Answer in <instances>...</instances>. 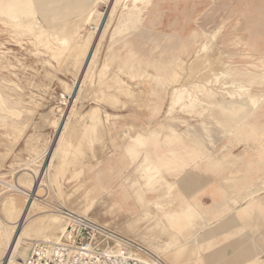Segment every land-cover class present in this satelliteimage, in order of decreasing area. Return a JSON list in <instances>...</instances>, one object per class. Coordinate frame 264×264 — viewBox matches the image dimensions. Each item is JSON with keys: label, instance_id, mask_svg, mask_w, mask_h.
Instances as JSON below:
<instances>
[{"label": "rangeland", "instance_id": "1", "mask_svg": "<svg viewBox=\"0 0 264 264\" xmlns=\"http://www.w3.org/2000/svg\"><path fill=\"white\" fill-rule=\"evenodd\" d=\"M72 1L0 0V181L4 183L0 208L4 210L2 203L12 195L18 199L17 205L24 207L26 200L6 186L18 185L25 180V169L36 168L38 182L32 194L45 204L44 209L36 210L62 206L78 214L89 206L85 218L105 227L111 237L116 234L131 240L159 264H264V166L254 164L264 156V85L243 89L258 102L243 110L234 105L236 116L216 107L234 100L208 91L238 93L235 87L222 86L232 79L227 74L221 76L228 70L260 73L264 0H148L147 6L133 0ZM78 18H83L79 19L82 24ZM71 22L79 26V37L103 38L95 48L98 55L94 53L92 79H86L78 95L67 98L66 88L73 87L77 72L68 60L71 45L62 44L69 30L75 31ZM63 25H68V30ZM37 31L45 36L56 33L61 43L53 37L37 38ZM56 46L64 49L60 58ZM214 56L220 57L219 64ZM187 90L195 92L201 102L189 103ZM99 92L106 95L101 97ZM91 108H98L100 120L85 126L95 131L84 129L94 137L92 143L84 145L83 155L75 157L74 152L67 158L71 161H62L67 162L64 173L58 172L64 167L57 168L61 164L58 156L50 159L46 171L48 155L43 153L56 133L53 122L72 110L70 125L79 128L77 121ZM144 137L147 141L138 156L137 138ZM127 145H134L132 156ZM146 156L158 170L155 180H160L154 192L144 185L146 178L150 179L143 161ZM234 156L240 158L234 160ZM247 161L253 165L247 168ZM194 177L199 180L190 181ZM128 181L129 186H136L134 191L127 189ZM165 182L173 185V197L180 194L190 203H198L199 215L194 220H188L192 216L186 210H170ZM185 184L193 188L185 191ZM138 187L154 205L137 202L144 197L135 189ZM249 188L255 192L256 202L239 210L246 204L241 197ZM167 214L172 221L167 222ZM39 225H43L41 221ZM64 225L65 221L58 225L59 237ZM106 240L108 245L113 243ZM32 241L24 240L20 250Z\"/></svg>", "mask_w": 264, "mask_h": 264}, {"label": "bare ground", "instance_id": "2", "mask_svg": "<svg viewBox=\"0 0 264 264\" xmlns=\"http://www.w3.org/2000/svg\"><path fill=\"white\" fill-rule=\"evenodd\" d=\"M2 1V0H1ZM25 1V0H24ZM56 1V0H55ZM79 1V0H77ZM89 1V0H88ZM111 1V0H110ZM140 2V3H144L146 6H147V3H148V0H133L134 3L136 2ZM71 2L73 3V1L71 0ZM82 2V1H81ZM114 3V0L112 1ZM121 2V1H120ZM137 2V3H138ZM43 3V1L41 2ZM80 3V2H79ZM87 3V1H86ZM117 3V1L115 2V4ZM119 3V2H118ZM64 4V3H62ZM77 4V3H76ZM112 4V3H111ZM39 5V3H38ZM57 5V4H56ZM88 5V4H87ZM118 5V4H117ZM73 6V5H72ZM133 6V5H132ZM56 7V6H55ZM64 7V6H62ZM113 7V5H112ZM21 9V8H20ZM52 9V8H51ZM54 9V8H53ZM71 9V8H70ZM131 9V8H130ZM47 10V9H45ZM114 10V9H113ZM125 10V9H124ZM141 10V9H140ZM79 11V10H78ZM129 11V10H128ZM192 11V10H191ZM65 12V11H64ZM89 12V11H88ZM63 13V12H62ZM93 13V12H92ZM112 13V11L110 12ZM190 13V11H189ZM188 13V14H189ZM75 14V13H74ZM77 14V13H76ZM52 15V14H50ZM86 15V13H85ZM84 15V16H85ZM94 15V13L92 14ZM91 15V17H92ZM112 15H114L112 13ZM82 16L84 19L85 17ZM88 16L90 15H87V18ZM111 16V15H110ZM193 16V15H192ZM90 17V18H91ZM241 17V16H240ZM46 18V17H45ZM48 18H50L48 16ZM83 18H78L77 20L81 19L82 21ZM107 18V17H105ZM191 18V17H190ZM193 18V17H192ZM112 19V18H111ZM79 20L78 23L82 24V21ZM87 20V19H85ZM90 20V19H89ZM88 20V21H89ZM92 20V19H91ZM96 21L98 19H95ZM94 20V21H95ZM93 21V23H94ZM50 22V21H49ZM99 22V21H98ZM28 23V22H27ZM48 23V22H47ZM74 24L75 28L74 27H71L72 29H75V31H70L69 35L66 34V36H68L67 38L63 39L62 41V44L66 43V46H69V44L71 45L70 46V50L68 51L67 48L65 49V51L67 50V52H69V55H68V60L72 62V64L76 67L77 69V72L75 74V82L73 84V87L71 86L70 89H67L66 88V92H69V96H66L67 98H74V96L77 95L83 90L82 87L86 84V79H88L90 77V72L92 73V67H95L93 66V57H94V53L96 54V51H95V48L96 46L98 45V40H100L101 38H103V36L101 38H98L95 37L93 38L92 35H88L86 37H79L77 35V31L79 29L80 31V28L79 26L77 25V23L75 22H71ZM90 23V22H89ZM96 23V22H95ZM49 24V23H48ZM79 24V25H80ZM24 25V24H23ZM77 25V26H76ZM99 25V24H97ZM22 26V25H21ZM35 26H36V23H35ZM34 25L32 26L33 28L35 27ZM68 25H63L62 27H64L66 30H68V28L66 27ZM20 27V26H19ZM70 27V26H69ZM77 27V28H76ZM32 28V29H33ZM61 28V27H60ZM186 28V27H185ZM221 28V27H220ZM57 29V28H56ZM58 31H63V30H58ZM68 31V32H69ZM32 32V31H30ZM34 32V31H33ZM42 32V31H41ZM39 32L38 31L35 33L39 38V35H42V38L45 36V33L44 32ZM62 33V32H60ZM105 33V32H104ZM31 35V34H30ZM35 35V36H36ZM55 35H57L56 33H50L48 35H46L48 38H52L53 37V40L55 39L56 41L58 40V43H61L59 42L61 38L57 39L56 37L59 35H57L55 37ZM45 36V38H46ZM63 36V35H61ZM81 36V35H80ZM55 37V38H54ZM64 37V36H63ZM33 38V36H32ZM41 38V37H40ZM213 38V37H212ZM35 39V38H34ZM82 39V40H81ZM65 40V41H64ZM101 41V40H100ZM99 41V42H100ZM231 43V42H230ZM56 45V44H55ZM60 45V44H59ZM58 45V46H59ZM212 45V44H211ZM52 46V45H51ZM57 47V46H56ZM63 47V46H62ZM98 47V46H97ZM59 48V47H57ZM56 49V55H57V58H60V56L62 55L64 49L62 48H59V50ZM99 48V47H98ZM61 49V50H60ZM205 49V48H204ZM53 51V50H52ZM221 51V50H220ZM219 51V52H220ZM50 52V51H49ZM98 52V50H97ZM250 53V52H249ZM66 54V53H65ZM216 54V53H215ZM246 54V53H245ZM98 55V54H96ZM263 55V54H262ZM255 56V55H254ZM264 56V55H263ZM215 57V56H214ZM222 57V56H221ZM229 57V56H228ZM223 58V57H222ZM254 58V57H253ZM214 59H217L215 60V62L217 64L220 63V61H218L220 59V57H215ZM214 59H211L209 58V61L212 63L214 62ZM56 62V60H54ZM68 61V62H69ZM255 61V60H254ZM70 62V63H71ZM96 62V61H95ZM259 62V61H257ZM181 65V64H180ZM204 65V64H203ZM209 65V64H207ZM223 65V64H222ZM186 66V65H185ZM213 66V65H212ZM102 67V66H101ZM228 67H230L228 65ZM260 71V73H251V72H242V71H233V70H228V71H224L225 73L224 74H221L222 75H229L230 78L232 77V79H230L228 82L224 83L222 86H225V85H229V87L233 88L235 87L234 89H237L239 90L240 92L243 91V89L245 87H251L252 85H264V62L262 63L261 66L257 67ZM103 69V68H102ZM94 70V69H93ZM104 70V69H103ZM206 70V69H205ZM207 71V70H206ZM192 72V71H191ZM202 72V71H201ZM214 73V72H213ZM93 74V73H92ZM101 74V73H100ZM103 74V72H102ZM179 75V74H178ZM220 75V74H219ZM101 76V75H100ZM114 77V76H113ZM112 77V78H113ZM212 77V76H211ZM91 78V77H90ZM100 80H101V77H99ZM92 79V78H91ZM106 80V79H105ZM118 80V79H117ZM208 80V79H207ZM243 81V82H242ZM102 82H104L102 80ZM100 82V83H102ZM117 82V81H116ZM206 82V81H205ZM244 82L247 83V85H244ZM113 84V83H112ZM111 84V85H112ZM116 84V83H115ZM123 84V83H122ZM200 84H203V83H200ZM103 85V84H102ZM105 85V84H104ZM108 85V84H107ZM120 85V84H119ZM203 85H206V84H203ZM99 87V86H98ZM104 87V86H103ZM110 87V86H109ZM108 87V88H109ZM122 87V86H120ZM189 87V86H187ZM192 87V86H191ZM113 88V87H112ZM171 88V87H170ZM181 88V87H180ZM194 88V87H193ZM226 87H224L225 89ZM252 88V87H251ZM98 90V88H96ZM107 88H103V91H107L105 90ZM179 89V88H178ZM192 89V88H190ZM217 89V88H216ZM223 89V90H224ZM177 90V89H175ZM174 90V91H175ZM198 90V89H197ZM206 90V89H204ZM219 90V89H218ZM222 90V89H221ZM245 90V89H244ZM172 91V90H171ZM181 91V90H180ZM194 91V90H193ZM200 91V90H199ZM211 95L213 96H220V97H223V98H229L231 100H234L233 102H224V104H216V107H218V109L220 108L221 110H223V112H229L228 116L230 115H235L234 111L233 110V107L234 105H240L241 106V109L244 107H248L249 105H252V106H256L257 105V102H258V98H256V96L254 95H250L248 93V90L246 91H243L244 93L240 94L239 91H234V92H238V93H233V91L231 90H227V91H223L222 93H220L219 95H217L215 92H213V90H208ZM173 92V91H172ZM191 91L187 90L185 92V94L187 95L185 97L186 100H189V103H191L192 105H195V104H198L200 103L201 101L195 97L194 93L195 92H192L190 93ZM102 93L101 97L106 95L104 92H99V94ZM184 94V93H183ZM95 95V93H94ZM172 95V94H171ZM264 95V94H263ZM262 95V96H263ZM109 96V95H108ZM122 96V95H121ZM176 96V95H175ZM194 96V97H193ZM212 96V97H213ZM94 97V96H93ZM99 99V96H97ZM110 97V96H109ZM210 98V97H209ZM222 98V99H223ZM260 98V97H259ZM85 100V99H84ZM225 100V99H224ZM230 100V101H231ZM239 101V102H236V101ZM98 101V100H97ZM99 101H101V99H99ZM104 101V100H103ZM108 101V100H106ZM71 102V101H70ZM116 102V101H115ZM260 102V100H259ZM114 104V103H113ZM180 104V103H179ZM187 105V104H186ZM212 105V104H211ZM184 106V105H183ZM201 107V106H200ZM203 107V106H202ZM210 108V107H209ZM237 108V107H236ZM250 108V107H249ZM98 108H91V110L89 112L86 113V115H83L82 117H80L81 119L79 120V122L77 121V123H79L80 125V129H81V132H80V129L78 127H74L72 125H70V122H69V119L70 117L73 115V112L72 110L70 111H67L65 112L64 114L61 115V117H59V119H57L55 122H53V125L56 126V133L54 136V139L53 141L48 145V147L45 149L44 154L47 153L48 157H47V160L45 162V169L46 171L48 170L49 166L51 165L50 164V159L52 160L54 158V156H58V158L60 159L59 161H61V164L58 165L57 168L61 167L62 165L64 166L63 168L61 167L60 169H58V172H63V169L65 171V168H66V163L65 164H62L63 160H66L70 154H72V156L74 155V152L76 153L75 154V157L78 155H83V148L85 147L84 145H90L92 143V140L93 138L90 137V133L92 131H94L93 129H88L85 128V126H90L92 124V122H96L98 119V111H97ZM192 109V108H191ZM219 109V110H220ZM242 109V110H243ZM247 109V108H246ZM238 110V108H237ZM236 110V111H237ZM235 111V112H236ZM240 111V110H239ZM19 112V111H18ZM31 112V111H30ZM231 112V114H230ZM238 112V111H237ZM236 112V113H237ZM243 112V111H242ZM233 113V114H232ZM251 113V112H250ZM33 114V113H32ZM241 114V113H240ZM242 115V114H241ZM17 116V115H16ZM31 116V115H30ZM29 116V117H30ZM81 116V115H80ZM109 118V116H107ZM236 118V117H235ZM95 119V121L93 120ZM225 119V117H224ZM55 120V119H54ZM229 120V119H228ZM74 121V120H73ZM97 122H100L97 121ZM232 122V121H231ZM182 123V122H181ZM233 123V122H232ZM76 124V123H75ZM90 124V125H88ZM94 124V123H93ZM97 124V123H96ZM95 124V128L96 130H98V127L96 126ZM234 124V123H233ZM240 124V123H239ZM12 125V124H11ZM16 125V124H15ZM100 125V124H99ZM93 126V125H91ZM237 126V125H236ZM53 127V126H52ZM15 128V127H14ZM89 128V127H88ZM238 128V127H237ZM84 129H86L87 131H85ZM15 130H17L15 128ZM15 130H11V131H15ZM18 131V130H17ZM15 131V132H17ZM95 132V131H94ZM93 132V133H94ZM98 132V131H96ZM186 132V131H185ZM238 132V131H237ZM88 134L87 136H84V134ZM187 133V132H186ZM18 134V133H17ZM20 134V133H19ZM97 135V133H95ZM22 135V134H21ZM196 135V134H195ZM216 136V135H215ZM252 136V135H251ZM33 137V136H32ZM134 137V136H133ZM138 137V136H137ZM140 137V136H139ZM207 137V135H206ZM194 140L199 143V144H203V141L200 140V139H197L196 137H193ZM136 139V138H134ZM141 139V138H140ZM102 140V139H101ZM31 141V140H30ZM136 141V140H135ZM141 141V140H140ZM137 138V142H140ZM136 142V144H138ZM77 143V144H76ZM134 143V142H133ZM76 144V145H75ZM142 144V142H141ZM195 144V142H194ZM209 144V143H208ZM46 145V144H45ZM139 145V144H138ZM141 146V145H140ZM127 147H129L127 145ZM139 147V146H138ZM211 147V146H210ZM226 147V146H225ZM28 149V148H27ZM31 149V148H30ZM43 149V148H42ZM33 150V149H32ZM39 150V149H38ZM73 150V152H72ZM75 150V151H74ZM79 150V152L77 151ZM223 150V149H222ZM81 151V152H80ZM220 152V151H219ZM80 153V154H79ZM202 153V152H201ZM219 154V153H218ZM216 154V155H218ZM38 155V154H36ZM130 156H132L130 154ZM139 156V155H138ZM37 157V156H36ZM41 156H39L38 158H36V160H38ZM74 157V159H75ZM218 157V156H217ZM79 157H77L78 159ZM136 159V158H134ZM34 160V159H33ZM35 160V161H36ZM71 161L70 159H67V161ZM22 163V162H21ZM26 163H24L25 165ZM254 164H259V165H263L264 166V156H260L257 158V163H254ZM27 165V164H26ZM253 164L251 162H249L247 164V166H252ZM22 166V165H21ZM29 167V162H28V165ZM20 168V167H19ZM36 169V168H35ZM35 169H32V171H28L27 169H25V180L21 183H19L18 185L16 183L18 182H15L14 185H8L6 186L7 189H9V192H13L14 194H16V196H18L19 198H23L25 199V205L23 208L19 207L17 205V201L18 199L16 197H9L5 200L4 203H2L3 205V208L4 210L2 209V207L0 208V263L2 264H6V263H10L14 260H18L19 258H23L27 252H28V245H25V248L21 249V245L23 244L24 240H37V241H41V240H49V242H58L60 237V230L58 229V225L60 223H62V225L64 224V218L62 217L61 215V211L62 210H59L62 208V206H58V210H36V208H42L44 209L45 207H43V205H45L44 203L41 205L40 201H38L36 199V196H34V194H32L34 192V189L36 187V182H38V176L35 177V173H36V170ZM57 171V170H56ZM20 172H23V171H20ZM57 172V174H58ZM47 173V172H46ZM61 173V174H62ZM4 174V173H3ZM37 174V173H36ZM60 174V175H61ZM38 175H41V172H39ZM45 175V173H44ZM23 176V175H22ZM57 176V175H56ZM59 176V175H58ZM153 176V175H152ZM21 177V176H20ZM19 177V178H20ZM37 180H36V179ZM56 178V177H55ZM17 180V178H15ZM14 180V179H13ZM21 180V179H20ZM53 180V179H52ZM72 180V179H71ZM127 180V178H126ZM19 181V180H18ZM55 182V181H54ZM49 183V182H48ZM126 183V182H124ZM4 183H2L0 181V186H3ZM51 186V184L49 185ZM58 187V186H57ZM48 189V187H47ZM125 191V190H123ZM3 192V191H2ZM6 192V191H5ZM50 193V192H49ZM128 193V192H127ZM1 194V193H0ZM52 194V193H51ZM250 193H248L249 195ZM11 195V194H9ZM58 195L59 194V191H58ZM125 195V194H124ZM251 195V194H250ZM249 195V196H250ZM56 196V195H55ZM52 197V196H51ZM57 198V196H56ZM238 198V197H237ZM252 198V197H251ZM232 199V198H230ZM228 200V199H227ZM48 204V203H47ZM40 208V209H41ZM51 208V207H50ZM85 208V207H84ZM91 208L86 207L85 210H82V212L80 213H76L77 215H79L80 217H83L85 218L86 214L90 211ZM242 210H246L245 208L242 209ZM64 211H69V210H64ZM80 211V210H79ZM70 212V211H69ZM248 212V211H246ZM73 213V212H72ZM75 214V213H74ZM257 214V213H256ZM156 216V215H155ZM147 217V216H146ZM149 218V217H148ZM244 218V217H243ZM49 219V220H48ZM87 219V218H86ZM153 219V218H152ZM166 219H167V222L168 221H172L170 216L167 214L166 215ZM37 220V221H36ZM48 220V221H47ZM40 221L42 222L43 225H39V226H36L37 224L40 223ZM249 222V221H248ZM99 226V225H98ZM175 226V225H174ZM63 226H61L62 228ZM100 227V226H99ZM156 227V226H155ZM103 231H106L105 227H100ZM64 229H65V225H64ZM56 230L58 232V234H56ZM170 230V229H169ZM62 232V231H61ZM64 232V230H63ZM62 232V234H63ZM105 234L108 233V231L104 232ZM61 234V235H62ZM57 235V236H56ZM194 237V236H193ZM114 238V237H113ZM192 238V237H190ZM41 239V240H40ZM45 242V241H43ZM188 242V241H187ZM191 244V243H190ZM24 247V246H23ZM188 247H190L188 245ZM187 247V248H188ZM254 251V249H252ZM188 251V250H187ZM194 251V250H193ZM186 252V251H185ZM256 253V252H255ZM14 256H18V259H14Z\"/></svg>", "mask_w": 264, "mask_h": 264}, {"label": "built area", "instance_id": "3", "mask_svg": "<svg viewBox=\"0 0 264 264\" xmlns=\"http://www.w3.org/2000/svg\"><path fill=\"white\" fill-rule=\"evenodd\" d=\"M59 210L65 220L59 241H32L23 258L6 264H159L131 240L116 234L114 239L96 223ZM106 238L113 243L108 245Z\"/></svg>", "mask_w": 264, "mask_h": 264}, {"label": "crops", "instance_id": "4", "mask_svg": "<svg viewBox=\"0 0 264 264\" xmlns=\"http://www.w3.org/2000/svg\"><path fill=\"white\" fill-rule=\"evenodd\" d=\"M187 96V95H186ZM185 96V97H186ZM141 140V141H140ZM139 141V147H138V155L140 154L139 153V150H140V148H142V146H144L145 144H146V141H147V137H144V138H142V139H140ZM141 142H142V144H141ZM141 145V146H140ZM133 148H134V145L133 146H129V147H127L126 148V150H127V153H128V155L130 156V152H132V150H133ZM171 157H173V155L171 154L170 155ZM197 158H198V156H196ZM202 157H204V155H202ZM234 158V160H236V159H239L240 158V156H238V157H236V156H234L233 157ZM223 160V159H222ZM143 161H144V163H145V166H146V168H147V171H148V177H150V179H149V181H147V178H146V182H145V188L148 190V192H154V190H155V184L156 183H158L159 182V178L158 179H156L155 180V177H156V175L158 174V170L155 168V166L149 161V159H148V157L146 156L144 159H143ZM202 161H208V162H213V163H220L221 161H219V160H216L215 158H209V159H203L202 158ZM223 161H226V162H229V163H231V160H227V159H224ZM222 161V162H223ZM250 161H247V162H245L246 163V165L249 163ZM150 168V169H149ZM247 168H248V166H247ZM153 175V176H152ZM196 179V180H195ZM199 180V178H196V177H194V178H191V180L190 181H192V182H196V181H198ZM131 183H130V181H128L127 183H126V187H127V189L128 190H130V191H134V187H136V186H129ZM138 184V183H137ZM165 188H166V191H167V193H168V191H170V196H169V203H170V210H176L177 212H183L184 210H186L187 212H186V214L188 215V216H192V218H190V219H188V220H194L195 219V216H198L199 215V212L197 211V210H199L198 208V203L197 202H193V203H190L189 201H188V199H187V197H181V196H183V195H176V197H173V194H171V191H172V188H173V185H171V184H168V183H166L165 182V186H164ZM188 187H189V190L191 189V188H193V186H192V184H185L184 185V187H183V189H185V191L188 189ZM126 189V188H125ZM135 189H137V191H139L140 193H141V195L140 196H142V195H144V199L143 198H141V197H139L138 198V203L139 204H141V205H154V201L151 199H149L148 197V199H146V197H145V192H143L141 189H140V187H138V188H135ZM180 189V192H183V189L182 188H179ZM248 193H250L249 195H248ZM254 191L251 189V188H249L247 191H246V193H245V195L244 196H242L241 197V202H245L246 204H245V206H243V207H240V209L239 210H242V209H249L250 207H252V205L256 202V201H254L255 199H254ZM162 195L163 194H165L164 192L163 193H161ZM252 197V198H251ZM174 198V199H173ZM176 198V199H175ZM238 203H240V201H235V204H238ZM214 205V204H213ZM214 207V206H213ZM237 208H235V210H236ZM234 210V211H235ZM176 211H174V212H176ZM189 218V217H188ZM252 260H254V258H252ZM251 261V260H250ZM252 264H254V263H252Z\"/></svg>", "mask_w": 264, "mask_h": 264}]
</instances>
